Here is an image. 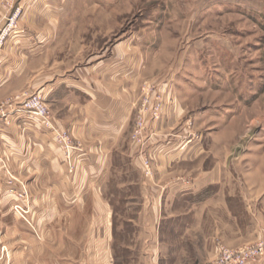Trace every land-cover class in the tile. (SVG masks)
Here are the masks:
<instances>
[{
    "label": "rangeland",
    "instance_id": "obj_1",
    "mask_svg": "<svg viewBox=\"0 0 264 264\" xmlns=\"http://www.w3.org/2000/svg\"><path fill=\"white\" fill-rule=\"evenodd\" d=\"M20 1L0 0V7L13 2L24 11ZM57 9L70 14L61 42L66 60L91 62L126 44L131 49L120 53L122 60L134 55L139 68L131 129L113 154L104 184L114 214L108 249L115 264H212L221 245L234 247L228 243L236 236L228 228L235 225L226 207L200 204L218 192H252L264 209V0H61ZM176 103L185 111L170 138L180 139L185 163L173 168L168 190L183 193L164 199L160 213L149 215L150 197L167 185L158 174L160 153L153 141L169 133L166 110ZM127 151L132 156L125 158ZM74 156L71 172L77 167ZM216 166L221 167L216 182L194 185ZM8 170L17 180L6 171L8 197L0 199L12 215L0 213V220L26 223L41 240L34 215L30 223L16 210L22 203L16 193L23 185L30 192L28 184ZM30 201L32 212L31 195ZM230 207L246 226L240 200L232 199ZM70 218L92 222L94 216L62 221ZM55 233L61 239L66 231ZM57 245L58 251L64 248Z\"/></svg>",
    "mask_w": 264,
    "mask_h": 264
},
{
    "label": "crops",
    "instance_id": "obj_2",
    "mask_svg": "<svg viewBox=\"0 0 264 264\" xmlns=\"http://www.w3.org/2000/svg\"><path fill=\"white\" fill-rule=\"evenodd\" d=\"M60 2L20 1L24 6L21 18L24 32L0 50V103L12 101L25 91L41 92L50 108L52 126L67 131L79 145L74 151L77 167L74 172L69 170L64 150L53 131L39 117L20 110L19 102L13 100L9 117L0 119V156L28 184L34 227L40 231L41 240L26 223L2 218L0 245L8 247L10 259L0 260V264L116 263L108 249L113 239L114 214L106 201L104 184L115 164L113 154L131 129L139 68L134 55L122 60L120 53L131 49L126 44L112 48L109 55H96L91 62L74 64L66 60L61 42L70 14L57 9ZM184 111L181 103L168 107L165 124L169 133L157 135L153 141L152 148L160 153L156 160L158 174L167 185L163 192L150 197L154 210L150 208L146 212L149 215L160 213L164 199L183 193L169 192L168 179L175 166L185 163L180 139L170 138ZM130 148L134 154L135 148ZM124 155L132 156L129 151ZM218 169L221 167L204 170L194 185L201 189L216 182ZM6 181L7 172L0 169L1 199L8 197L3 191ZM259 198L252 192H218L200 205L226 207L235 225L228 230L236 236L228 244L238 247L264 236V209L259 208ZM1 199V215H12L9 205L2 207ZM232 199L240 200L242 212L249 217L246 226L240 225L238 215L231 212ZM88 213L94 216L92 222H73L72 218L62 221L64 216ZM148 227L153 230L152 225ZM58 231L66 234L57 239ZM59 242L64 247L60 251Z\"/></svg>",
    "mask_w": 264,
    "mask_h": 264
},
{
    "label": "built area",
    "instance_id": "obj_3",
    "mask_svg": "<svg viewBox=\"0 0 264 264\" xmlns=\"http://www.w3.org/2000/svg\"><path fill=\"white\" fill-rule=\"evenodd\" d=\"M23 10L21 6H14L13 2L5 3L0 7V49H2L10 39L14 36L24 32V28L21 25V18ZM21 109L26 111L32 116L39 117L42 122L50 128L57 141L63 148L68 165L73 164L74 151L79 149V145L75 143L71 135L67 131L56 130L52 126L50 108L41 92L25 93L17 98ZM13 108L12 103L0 104V119L9 117V110ZM142 125V122H139ZM146 167L150 168V162H146ZM0 169H5L12 177V180L16 179L11 172L5 161L0 156ZM17 180V179H16ZM21 198L20 204L16 205V210L23 216L28 222L30 221L31 213V201L30 192L27 191L26 186L23 185L20 192L16 193ZM9 249L6 245L0 246V260H8L10 258ZM264 261V236L260 237L253 243L245 244L239 247H230L221 245L218 250V254L212 264H261Z\"/></svg>",
    "mask_w": 264,
    "mask_h": 264
}]
</instances>
